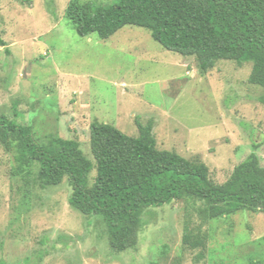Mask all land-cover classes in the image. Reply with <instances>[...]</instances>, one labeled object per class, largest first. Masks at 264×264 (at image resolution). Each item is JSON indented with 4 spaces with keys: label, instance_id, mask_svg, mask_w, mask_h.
<instances>
[{
    "label": "rangeland",
    "instance_id": "obj_1",
    "mask_svg": "<svg viewBox=\"0 0 264 264\" xmlns=\"http://www.w3.org/2000/svg\"><path fill=\"white\" fill-rule=\"evenodd\" d=\"M70 1L0 0V36L11 52L0 47V116L31 126L40 142L76 140L93 161L94 122L138 137L139 120L154 123L159 149L202 161L217 184L254 144L264 167V89L249 83L252 62L219 61L202 74L193 58L165 49L145 28L81 37L66 17ZM15 169L14 154L0 144V263L264 264V214L202 220L174 201L146 210L138 246L115 254L104 223L71 207L67 179L43 189L38 165L31 180ZM186 226L206 236L205 247L184 244Z\"/></svg>",
    "mask_w": 264,
    "mask_h": 264
},
{
    "label": "trees",
    "instance_id": "obj_2",
    "mask_svg": "<svg viewBox=\"0 0 264 264\" xmlns=\"http://www.w3.org/2000/svg\"><path fill=\"white\" fill-rule=\"evenodd\" d=\"M66 17L81 37L95 34L107 40L129 25L148 29L165 49L193 58L202 74L219 61L252 62L249 83L264 89V0H120L113 5L71 0ZM0 47L10 55L1 36ZM136 123L138 137L94 122L90 130L94 161L78 141L51 135L40 142L31 126L6 116H0V144L14 154L16 176L31 180L38 165L36 178L43 189L67 179L73 191L71 207L104 223L115 254L138 246L146 210L174 201L189 203L202 220L240 211L264 214V167L257 144L229 180L217 184L202 161L159 149L153 122ZM198 202L203 207L195 208ZM184 244L205 247L206 236L186 226Z\"/></svg>",
    "mask_w": 264,
    "mask_h": 264
}]
</instances>
